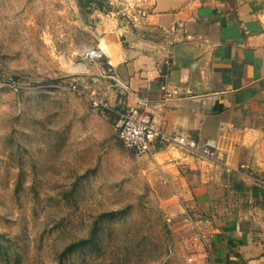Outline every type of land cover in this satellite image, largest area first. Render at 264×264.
<instances>
[{"label":"rangeland","instance_id":"1","mask_svg":"<svg viewBox=\"0 0 264 264\" xmlns=\"http://www.w3.org/2000/svg\"><path fill=\"white\" fill-rule=\"evenodd\" d=\"M90 1L0 0V264H198L191 207L119 142L101 105L124 91L88 56L93 9L154 39L152 0Z\"/></svg>","mask_w":264,"mask_h":264},{"label":"crops","instance_id":"2","mask_svg":"<svg viewBox=\"0 0 264 264\" xmlns=\"http://www.w3.org/2000/svg\"><path fill=\"white\" fill-rule=\"evenodd\" d=\"M92 12L84 28L125 92L109 111L139 108L166 133L216 142L212 159L163 145L144 155L194 213L197 263L264 264V0H152L154 39L121 40Z\"/></svg>","mask_w":264,"mask_h":264},{"label":"built area","instance_id":"3","mask_svg":"<svg viewBox=\"0 0 264 264\" xmlns=\"http://www.w3.org/2000/svg\"><path fill=\"white\" fill-rule=\"evenodd\" d=\"M88 56L90 59H99L102 57V53L99 50H89ZM12 83V85H16L15 82ZM3 85L4 83L0 82V87ZM101 107L103 108L101 112L111 113L118 140L126 149L137 155H151L156 145H163L183 148L208 159L215 156L217 149L215 141L207 140L199 144L193 139L178 134L166 133L152 115L144 110L141 111L139 108L131 107L109 111L108 108L102 105ZM262 183L264 184V181Z\"/></svg>","mask_w":264,"mask_h":264},{"label":"trees","instance_id":"4","mask_svg":"<svg viewBox=\"0 0 264 264\" xmlns=\"http://www.w3.org/2000/svg\"><path fill=\"white\" fill-rule=\"evenodd\" d=\"M77 2V4L82 8L85 7L87 5H89V3L91 2L90 0L88 1H84V0H75ZM108 114H111L108 112Z\"/></svg>","mask_w":264,"mask_h":264}]
</instances>
